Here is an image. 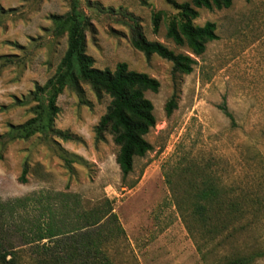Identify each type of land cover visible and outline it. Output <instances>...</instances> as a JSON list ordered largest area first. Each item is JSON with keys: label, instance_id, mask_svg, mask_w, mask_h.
<instances>
[{"label": "rangeland", "instance_id": "1", "mask_svg": "<svg viewBox=\"0 0 264 264\" xmlns=\"http://www.w3.org/2000/svg\"><path fill=\"white\" fill-rule=\"evenodd\" d=\"M171 1L190 0H78L90 22L85 52L93 66L113 69L123 61L159 82L157 91L144 92L155 117L144 135L151 149L134 157L126 176L115 161L113 135L105 131L96 138L95 126L110 98L96 96L81 81L57 96L53 132L0 148V199L50 190L73 194L70 204L77 200L83 209L112 208L123 229L105 246L115 264H204L201 255L212 247L205 262L264 247V0L198 8L193 25L213 22L217 35L199 55L166 37L178 11ZM70 2L0 0V134L33 115L35 102L28 94L55 73L66 48V35L54 33L50 17L64 15ZM132 21L147 40L192 56L191 72H173L170 61L132 47ZM172 97L175 107L166 114ZM202 170L246 211L229 225L238 229L232 237H226L227 228L206 243L188 230L190 186ZM23 249L22 261L32 264ZM254 264H264V255Z\"/></svg>", "mask_w": 264, "mask_h": 264}, {"label": "trees", "instance_id": "2", "mask_svg": "<svg viewBox=\"0 0 264 264\" xmlns=\"http://www.w3.org/2000/svg\"><path fill=\"white\" fill-rule=\"evenodd\" d=\"M231 2L171 1L178 11L166 26V37L176 45H186L194 55L201 54L205 44L216 39L217 35L213 22L193 25L197 9L226 8ZM50 19L54 33L66 35V48L55 73L42 85L36 84L28 94V98L35 102L33 115L20 124H8L7 130L0 134V148L15 139L53 132V120L58 112L57 96L65 86L81 81L89 84L96 96L107 94L110 98L105 113L95 126L96 138H102L105 131L113 135L118 146L115 161L122 176H126L132 169L134 157L151 149L144 135L154 126L155 117L153 105L144 92L157 91L159 82L144 72L129 69L123 61L116 63L113 69L93 66V59L85 52V30L90 22L79 9L78 0H71L64 15H52ZM158 21L159 13H155L154 31L158 28ZM129 28L132 47L146 56L156 54L170 61L173 72H191L195 62L192 56L175 53L161 42L147 40L136 21H132ZM174 107L172 97L165 104L166 114H170ZM220 109L231 117L226 106ZM59 134L69 138L67 134ZM24 175L25 168L21 181H24ZM190 191L191 208L185 219L192 236L199 235L198 240L208 243L230 228L226 237H232L238 229L229 225L246 213L242 203L226 199L209 172L204 170L199 181L190 186ZM71 196L73 194L62 191L40 190L21 197L0 199V264H26L22 261L23 248L26 247L32 264H115L106 253L105 246L123 232L116 214L110 206L83 209L77 200L70 204ZM197 249L201 251L200 245ZM211 250L214 248H210L208 254ZM208 254L201 255L204 264H254L264 255V247L235 253L223 261L217 257L212 262H205Z\"/></svg>", "mask_w": 264, "mask_h": 264}]
</instances>
